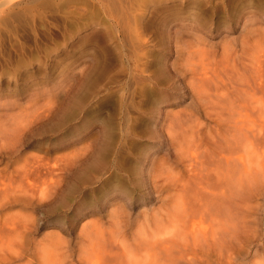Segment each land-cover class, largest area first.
I'll list each match as a JSON object with an SVG mask.
<instances>
[{"label": "rangeland", "instance_id": "obj_1", "mask_svg": "<svg viewBox=\"0 0 264 264\" xmlns=\"http://www.w3.org/2000/svg\"><path fill=\"white\" fill-rule=\"evenodd\" d=\"M143 1L130 9L132 15L138 14L129 20L130 28H135L129 39L133 49L130 61L135 59L133 69L138 71L129 75L118 39L108 35L112 21L97 13L96 0H0V264H264V156L258 153L264 146L258 142L254 148L247 145L246 150H256L245 158L254 169L250 166L244 170L241 165V173H228L234 181L231 179L230 189L226 187L229 182L223 181L227 173L222 168L204 170L203 174L191 172L168 156L165 159V150L158 151L153 163L168 160L167 172L147 170L138 174L140 177L134 168L136 160L147 155L146 148L134 150L132 158L128 153H103L109 143L119 146L125 142L128 151L135 141L147 146L151 154L159 149L158 136L165 134L167 124L175 125V120L181 124L195 120L193 125L188 123L190 128L201 122L204 131L197 133L199 139L191 132L186 139H201L202 146L210 143L213 134L226 135V128L235 124V116L227 110L232 95L227 101L221 100L225 103L218 108L210 107L203 97L198 99L190 76L174 72L173 66H179L175 42L164 44L150 25L160 10L183 8L188 0ZM221 1L213 0L210 9ZM110 7L120 12L114 2ZM248 20L242 16L234 23L217 18L208 25L216 22L219 31L201 36L214 50H219L226 39H235L234 43L237 39V43L250 40L249 47L255 48L256 38L264 42V19L254 23ZM232 24L236 28L231 29ZM247 24H251V35ZM255 101L252 99L255 104L251 102L253 106L246 110L250 118H244L246 128L254 130L252 134L259 133L260 119L264 118V100ZM234 112L232 115L238 111ZM216 125L220 131L215 130ZM150 127L153 132H148ZM154 131L158 136L153 137ZM98 154H103L104 160L97 165ZM110 160L116 163L112 168L107 163ZM25 171H33L36 178L33 172L26 176ZM46 171L59 172L56 191L40 182ZM246 171L252 175L245 177ZM47 175L44 177L50 181ZM153 176L156 179L152 180ZM28 181L38 184V190ZM205 185L218 191L221 188L225 196L215 190L218 197H212V189ZM180 203L189 204L184 208L187 212ZM194 225L197 229L190 227ZM196 230L204 237L197 232L200 238H195Z\"/></svg>", "mask_w": 264, "mask_h": 264}, {"label": "bare ground", "instance_id": "obj_2", "mask_svg": "<svg viewBox=\"0 0 264 264\" xmlns=\"http://www.w3.org/2000/svg\"><path fill=\"white\" fill-rule=\"evenodd\" d=\"M137 1H141L142 2L143 0H96L95 3L93 2L94 3V6H95L94 8H96L97 13L99 15H100V13H102L103 14V18L105 20L112 21L110 25L113 27V29L112 30H109V34L108 35L116 36V38L118 39V42L120 43V48L118 50H121L122 53H123V55H125L123 61H125V65H126V72H127L126 74H129V75L131 73H134L135 70L137 69V68L133 69V66L134 67L137 66V63L135 62V59L133 60V63H132L130 61V58L132 56L130 57V55H129V53L131 51H133V49L132 50L130 49V40H132V39H130V35H131V32L133 34L132 28H134V27L130 28L131 26H129L130 25L129 24V20L130 19H133V18H137L136 15H138V14L132 15L131 14L132 12L130 13V9L132 8V6ZM150 1L154 2V0H150ZM113 2L115 3V6L117 7V9L120 12L116 13L117 10L110 7V9L114 10V13L111 12V10L109 9V6ZM143 3H144V1H143ZM212 6H213V0H188V3L185 4L183 8H178L177 10H175L174 8H170L169 10L164 11V12L162 10H160L161 14L159 16L157 15L158 17H157V19L155 21H154V19L156 17L153 19V24H150L149 22H147V24L149 23L151 25V27L153 26V28L157 30V32L161 36V39H162V41H163L164 44H167L168 45L171 42H175L176 48H175L174 51L177 54V57L176 58H178V64H179V66H177V65L176 66H173L174 72L176 70V71H179L183 75L185 74L186 77H189L190 76V78H191V79H189L190 80V85H192L193 90H195V92L200 96V98H198L199 96H197L198 99L202 100L203 98H205L206 100H208V105L210 107H212V108H216L217 107L218 108L220 106L219 105L220 103H223V104L225 103V102H223L221 100L226 99V101H227V99L229 98V96L232 95L229 98L227 110H229V111L230 110L231 111L232 110L238 111L236 115H232V113H236V112H234V111L231 112L230 111L231 116H233V118L235 116V118H234L235 124H232L231 126L229 125L230 127H227L226 128L227 129L226 131H229V132L227 134L225 133L226 135H224V136L223 135H220L221 132H218L217 134H215V135H218L216 137L213 134L212 135L213 137L211 136L212 138L209 139V142L210 143H208L207 145H204L205 148H203L204 146H202V144H204V143H202V141H200L201 139L198 140L199 139V136H197V133H200L201 134L202 131H204V129L202 127H200L201 122H199L200 124H198L197 122H195V125L194 126H191V128H190V127H188L189 126L188 123L190 121L188 123H186V122L184 123L182 121L183 124H181V122L178 123V121H176V120H175V125L167 124L165 134H163L161 136L160 135L158 136V134H157L158 131H157V133H155V131H154V134L151 133V134H153V137H154V135L155 136H158V137H161V140L158 142L159 149L156 150V151H154L153 153L151 152V154L149 153L150 149L147 148V146H144L143 147V145L142 146L141 145H138L137 143H135V141H134V144L131 145L132 147L129 148V150H128L129 152L126 150L129 145L126 144L125 142H124L125 144L123 143V144H120L119 146H116V145L115 146H112V144L109 143V145L107 146V151L103 152L104 155L107 152L106 153L107 156L109 154H112V153H113V155H115V154H117V155L122 154L123 155V153L124 154L128 153V156L130 155V157H131V155L134 153V150L135 151L136 150L142 151V150H145V148H146V154L147 155L146 156H142V158L139 159V160L138 159L136 160L138 164H137L136 167L134 166L135 167L134 170L137 171V175L140 174L142 171H147V170H149V171H152L154 169L160 170V171L164 170L165 165H166V161H168V160H163L162 159L159 164L153 163V160H154L155 155L158 153L159 150H161V151H164L165 150L166 151V154H168V155H165L164 154L166 156L165 159H168L167 158V156H168L170 159H172L173 162L174 161H176L177 163L179 162V164H181L186 170L191 171V172L192 171H201V173H202V171H204V170L205 171H221V168H222V170H224L227 173V176L228 177L227 176L226 177H227V180L228 181L226 180V177L224 178V175L226 173L223 174V178L224 179L222 177H221V179H223V181H225L226 183L229 182L226 185V187H227V189L228 188L230 189L231 187L230 186L228 187V185L230 183L232 184V181H233L232 178L233 177L230 178L229 175H228V173H232V175H234V172L235 171H238L241 168V165H242V167H243L244 170L245 169L248 170V168L250 166H252V165H250V163L249 164H248V162L246 163V159H247L246 158V154L249 152L250 153V156H252L251 155V152L254 154V151H256V150L253 149V151H250V150L247 149L248 150L247 151L246 150V148L248 147L247 145H250L249 148H254L252 145L253 144H256L258 142V144H260L261 146H264V118L260 119L261 125H260V129H259V133H255V134H252V131H254L253 129L251 130V128H249L250 129L249 130L248 127L246 128V124L248 126V121L247 120H244V118H247V117L250 118L247 115L248 113H247L246 110L249 109L250 105L253 106L251 104L252 99L256 100L255 102H260V103L263 102V100H264V42L262 43L260 40H259V42H257L258 41L257 40L258 38H256V40L252 39V40L255 41L256 45H253L255 48H251V47H249V45H251V44H249L250 43V40H248L249 43H247L248 42L247 40L246 41H243V42L242 41L241 42L239 41V43H237V40H238L237 39L236 42L234 43L235 39H234V41L233 40L226 39V41L224 42V44H222L223 46H220L221 48L219 50H216V48L214 50L213 48H211L212 47L211 46L212 44H210L211 42H208L206 40V38H204L203 36H201V33L207 34V35H212V34H214V32L219 31V25L216 22L208 25L210 23V21H213V20H215L217 18H224L225 20H228V21H232L233 20L234 23H236V19L237 18L239 19L242 16H243V19H245V17H247V19H249L253 23L256 22V21L259 22L260 20L262 21L264 19V0H222L221 3H220V5L217 6L216 8H214L213 10L210 9ZM115 10H116V12H115ZM102 14H101V16H102ZM246 15H248V16H246ZM16 18H17V16H16ZM137 22H139V21H137ZM251 24H247V30H248L247 33H249L250 35H251V33H253V30H251ZM235 25L232 24L231 25V29L236 28ZM244 25H245V23H244ZM135 27H137L136 24H135ZM146 27H148V26H146ZM261 33H262L261 35H263V31H261ZM257 35L259 37V34H257ZM187 36L190 37L191 40H188V37ZM186 37H187V40H184V38H186ZM254 37H255V33H254ZM262 39H264V37H262ZM247 45H248L249 49L247 48ZM132 47H133V45H132ZM238 47H240L241 49H238ZM136 49H137V47H136ZM239 50H242L241 54H239ZM116 53H117V51H116ZM118 55H120V53H118ZM131 55H134V54H131ZM134 58H135V55H134ZM139 61H140V59H139ZM124 68H125V66H124ZM162 69H164V68H162ZM107 70H108V68H107ZM121 71H122V69H121ZM137 71H138V69H137ZM122 74H123V72H122ZM136 74H134V75H136ZM183 75H181V76H183ZM127 87H129V85ZM233 94L237 95V97L236 96L234 97ZM200 100H199V102H201ZM147 103H149V102H147ZM252 103L255 104L254 102H252ZM126 104H127V102H126ZM263 106H264V104H263ZM261 109H264V108H261ZM30 110H32V109H30ZM35 110H37V109H35ZM224 110H226V108ZM48 111L50 112V108L48 109ZM229 111H228V113H229ZM154 112H156V111H154ZM70 114H71V112H70ZM135 114H136V112H135ZM251 114H252V112H251ZM258 114H261V113L258 112ZM261 116H262V114H261ZM261 116H260V118H261ZM226 119H228V121H229V117L226 118ZM230 120H231V118H230ZM257 120H259V118ZM30 121H31V118H30ZM157 121H158V119H157ZM170 121H171V119H170ZM172 121H173V118H172ZM185 121H187V120H185ZM192 121L193 120H191V122ZM26 122H28V121H26ZM160 122H162V120H160ZM244 122H245V125H243ZM192 123L190 125H193ZM218 125H216V127H215V130L216 131L219 130ZM154 127L155 126H153V128ZM252 127H253V125H252ZM187 128H189V129H187ZM200 128H202V129H200ZM154 130H156V129H154ZM151 131L153 132L152 127H150V129H149L148 132H151ZM207 131H205V133H207ZM124 132H125V130H124ZM126 132H128V131H126ZM189 132L194 133L195 134V137L197 136L198 139L197 138L194 139L193 137L186 139V134L189 133ZM247 133H251V135L250 134L248 135ZM126 135H127V133H126ZM189 135L187 137H189ZM124 136H125V134H124ZM201 137L202 136H200V138ZM127 138H129V137H127ZM202 139H205V138H202ZM110 142H111V140H110ZM128 142H129V140H128ZM126 145H128V146L126 147ZM176 146L178 148L175 150ZM103 149L106 150L105 147ZM260 149L263 150L264 147L263 148L261 147ZM262 150L259 151L258 153L261 154L262 156H264V152H263L264 150L263 151ZM240 151H242V152H240ZM261 155H259V156H261ZM102 156H103V154L101 155V157H99V154H98V156L96 157L95 164L98 165L101 160H104V158ZM261 157H260V159H262ZM248 158H249V156H248ZM113 160L112 161L110 160V162L109 161L107 162L110 165V167L111 166L112 167L114 166V163L115 162ZM258 161H259V159H258ZM238 165H240V167ZM250 168H253V166L250 167ZM164 171L167 172L166 169ZM170 171L171 170L169 168V172ZM249 171L251 172V170H249ZM28 172L29 171H25L26 176H28ZM30 172L32 173L33 171H30ZM38 172H41V171L38 170ZM42 172H44V171H42ZM238 172L241 173L240 171H238ZM246 172H244L245 174H247V175H245V177H249L250 175H252V174H249L250 172L249 173L248 172L246 173ZM17 173H19V172H17ZM45 173L43 175L45 176V175L48 174L47 177H50V181H52V183H50V181L47 180L46 177H44L42 174L41 175L44 178L42 177V179H40V182L42 181L43 185H46L49 190L51 189L50 191H53V189L56 191V189H55L56 188L55 185H57L56 181H60V180H57L59 178V175H57V173H59V172L56 173V171H55V173H56L55 174L54 171H46ZM212 173H214V172H212ZM253 173H255V171ZM207 174H209V173H207ZM20 175L21 174H19V176ZM37 175H39V174H37ZM162 175H163V173L161 174V176ZM164 175H165L164 177L168 178L166 176V173ZM170 175H171V173H170ZM209 175H211V174H209ZM242 175H243V173H242ZM32 176L33 177L36 176V175H34V172H33ZM138 176L140 177V175H138ZM216 176H215V178L217 179L218 176H219V174H218L217 177ZM221 176H222V173H221ZM237 176L240 179L239 174H237ZM22 177H24V176H22ZM33 177H32V179H33ZM198 177L200 178V176H198ZM34 178H36V177H34ZM37 178H39V177H37ZM154 178L156 179V177H154V176L151 179L153 180ZM229 178H230V180H229ZM238 178H237V180H238ZM6 179H7V177H6ZM213 179H214V177H213ZM231 179H232V181H231ZM3 180L5 181V179H3ZM137 180L139 181L141 179H137ZM159 180H161V179H159ZM234 180H235V178H234ZM0 182H2V181H0ZM9 182H11V181L9 180ZM214 182H215V179L213 180V183ZM220 182H219V184H220ZM67 183H68V181H67ZM145 183H147V181ZM142 184H144V183L142 182ZM155 184H157V183H155ZM162 184H163V182H162ZM165 184H166V182H165ZM197 184H198V182H197ZM215 184H216V186H218L217 183H215ZM235 184L237 185L238 183L236 182L233 185H231L232 188L235 186ZM31 185H32L31 188H33V185H34L35 186V189H36L37 188L36 186L38 184L36 185V184H33V183L31 184L30 183L29 186H31ZM200 185H198V186H200ZM220 185L222 186V184H220ZM220 185H219V187H220ZM41 186H42V184H41ZM158 186L156 185V187H158ZM181 186H183V183H182ZM4 187H2L3 190H4ZM159 187H161V186H159ZM204 187L205 188H208V189L210 188V187H207L206 185ZM190 188L191 187H189V189L188 188H186V189L187 190H190ZM196 188H198V190L200 189L199 187H196ZM13 189H12V191H13ZM43 189H45V188H43ZM210 189H212V187ZM213 189H212L213 192L211 193V196L214 194L213 196L215 198V196L217 195L216 194L217 192L215 193V190H217V187H215V190H213ZM218 189H219V191L218 190L217 191L220 192L219 195H224L223 193H221L222 192L220 190L221 188H218ZM223 189H224V187H223ZM227 189H225V190H227ZM31 190H32L31 193H33L34 192L33 189H31ZM37 190H38V188H37ZM207 191L209 192V190H207ZM26 192H27V190H26ZM45 192H46V189H45ZM45 192H42V193L45 194ZM192 192H193V188H192ZM200 192H201V190H199V193ZM5 193L6 192H4V194ZM39 193H41V192L39 191ZM224 193H226V191ZM28 194L31 196L30 192H28ZM38 195L39 194H37V196ZM206 195H207V193H206ZM188 196H190V195L188 194ZM194 196H195V194H194ZM197 196L195 198H197ZM47 197H48V194H47ZM190 197H189V199H190ZM208 197H210V195ZM217 197H218V195H217ZM61 198H59V199H61ZM191 198L193 199V197H191ZM198 198H199V196H198ZM71 199H72V197H71ZM189 199H187V200L189 201ZM209 199H207V200H209ZM211 199L213 201V198H211ZM222 199H224V197H222ZM44 200H46V197H45ZM185 200L186 199H184V201ZM56 201H58V200H56ZM190 201H191V199H190ZM217 201H218V198H217ZM182 202H183V200H182ZM214 202H216V201H214ZM198 203L200 204V202H198ZM217 203H219V201ZM180 204H181V206L184 205L182 203H180ZM194 204H196V203H194ZM57 206H59V204H57ZM187 206L184 205L183 206V209L184 208L186 209ZM190 206H191V204H190ZM209 206H211V205H209ZM206 207H207V205H206ZM201 208H202V206H201ZM214 208L217 209L216 207H213V209ZM207 209H210V207H207ZM225 211H227V210H225ZM208 212L210 214V211L207 210V214H208ZM219 213H221V212L219 211ZM216 214H217V211H216ZM185 215H186V213H185ZM185 215H183V216H185ZM202 215L204 216L203 213H202ZM212 215L213 214H211L210 218L212 217ZM194 216H195V214H194ZM215 216L216 215L214 214V217ZM185 217H187V216H185ZM185 217H184V220H186ZM233 217H234V215H233ZM216 219H218L217 216H216ZM216 219H215L214 222H216ZM219 219H222V218H219ZM181 220L182 219L180 218V221ZM217 221H219V220H217ZM193 222H191V223L193 224ZM182 225H183V223H182ZM189 225H190V222H189ZM222 225H223V223H222ZM190 227L191 228L192 227H195V225L194 226H190ZM184 228H187V227H184ZM195 229H197V228L195 227ZM195 229H194V231H195ZM95 230H97V229L95 228L94 231ZM199 231L200 230H198V231L196 230L195 238L196 237L200 238V236H198L197 232L199 233V235H202L204 237V235H203L204 233L202 234V232H201V234H200ZM206 233H207V231L205 230V234ZM209 234H210V232H209ZM213 234H214V230H213ZM215 235H217V234L215 233ZM188 236H187V238H188ZM210 236H211V234H210ZM95 238H96V236H95ZM214 238H215V236H214ZM189 239H190V237H189ZM190 241H191V239H190ZM203 241H204V239H203ZM64 247H65V245H64ZM62 248H63V246H62ZM87 256H89V255H87ZM94 264H96V263H94Z\"/></svg>", "mask_w": 264, "mask_h": 264}]
</instances>
